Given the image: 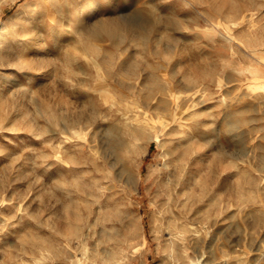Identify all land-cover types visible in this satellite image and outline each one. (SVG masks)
<instances>
[{
	"label": "rangeland",
	"instance_id": "rangeland-1",
	"mask_svg": "<svg viewBox=\"0 0 264 264\" xmlns=\"http://www.w3.org/2000/svg\"><path fill=\"white\" fill-rule=\"evenodd\" d=\"M17 13L46 64L1 112L0 264H264V0H0V27Z\"/></svg>",
	"mask_w": 264,
	"mask_h": 264
},
{
	"label": "bare ground",
	"instance_id": "bare-ground-1",
	"mask_svg": "<svg viewBox=\"0 0 264 264\" xmlns=\"http://www.w3.org/2000/svg\"><path fill=\"white\" fill-rule=\"evenodd\" d=\"M23 8L25 10H28V11L31 9L29 4L24 5ZM96 9L97 8L95 7V2L94 1H90L89 4L87 5V8L85 10L80 11V15L78 16V20L83 19L87 15L89 16L90 13L95 12ZM18 13L11 20H9L6 24L1 25V27H0V124H1V121H3L2 118L5 117V116L1 115L3 113L2 110L7 107L9 101H12V102L15 103L16 99L18 98V92H19V95H20L22 100L27 99L30 96V94H31L30 93L31 92L30 91V83H31V81H29V84L28 83L27 84H21L19 82L18 78L15 77V75L18 74L21 71H24V75H27L29 78L31 76H33V75H38L40 73V69H38V68L43 65V61H44V60H42L43 53L45 52L44 51V49H45L44 43L39 42L38 37L36 36L37 35L36 32H33L32 36L31 37L29 36L30 38L27 37L26 40L20 38V40L18 42V46L16 48H13L14 46L12 47L13 42L15 40L16 31H17L16 26L17 25L20 26L22 24V22H23L22 21V16L21 15L19 16ZM30 16L33 17V13ZM1 21L2 20H0V23H1ZM36 22H38V21H36ZM150 25H151V23L149 21L145 22V23L135 22V23L131 24L130 26H127V30L129 32L137 33L140 36H143L145 34V32H146V28L148 26H150ZM4 27H5V30H6L5 32L3 31ZM19 28H20V30H22L21 31L22 35H25L26 31L24 30V27L21 25V27H19ZM122 30H124V29H123V27H122V25L120 23L115 22V20H110V19H107V20L97 19L91 26V33H105V34H108V35H119V34H121ZM26 43L30 44L31 47L33 46L31 50L34 49L35 51H37V54H39L38 59L35 60L34 63L32 62V64H34L36 66L37 72H36V70L34 72L33 71L28 72L27 71V70L30 69L31 61L28 58V50H27L28 48L25 45ZM12 50H16V52H15L14 55L10 56V54H8V53L10 51H12ZM32 64H31V66H32ZM44 64H46V62ZM132 68H133V66H132ZM102 79H100V80H102ZM259 87L263 88L264 86H259ZM77 93H79V92H77ZM201 101H203V100H201ZM179 112H181V111H179ZM186 129L187 128H183L181 130V132L179 133V136L177 137L179 140H181V141L182 140L183 141L184 140L185 141L189 140L188 137L186 138V136H187V130ZM154 137H155L156 142H158L160 145L163 144L161 139L158 138L159 136L155 135ZM186 150H187V148H186ZM184 152H185V150L182 151L181 153H179V155L182 156ZM187 152H189V151H187ZM165 153L168 154V150L167 149H165ZM163 165L166 166V168H167V173H166L167 177H166V182H165V184H166V192L165 193H166V197H167V202H168V204H170L171 203V193H172L171 192V185L172 184L175 185L177 179H176V177L174 178L173 171L169 170V161H168V159H166L164 161ZM127 176L128 177L126 178V182L128 183V185L130 183L132 184L133 181H134V176L132 175V173L130 175H127ZM173 213H175V212H173ZM173 222H175V221H173ZM170 233H172V232H170ZM175 242H176V239H174L173 236H170L168 238V240H167L166 249H168V250L173 249V246H174ZM200 260H201V258L200 259H196L195 261L194 260H190L189 264H193V263L199 262ZM34 262H35V260H34Z\"/></svg>",
	"mask_w": 264,
	"mask_h": 264
},
{
	"label": "water",
	"instance_id": "water-1",
	"mask_svg": "<svg viewBox=\"0 0 264 264\" xmlns=\"http://www.w3.org/2000/svg\"><path fill=\"white\" fill-rule=\"evenodd\" d=\"M193 264H202V261L200 260L199 262L193 263Z\"/></svg>",
	"mask_w": 264,
	"mask_h": 264
}]
</instances>
